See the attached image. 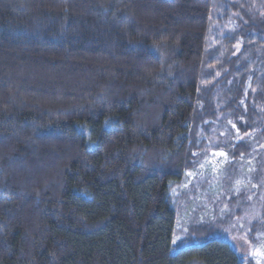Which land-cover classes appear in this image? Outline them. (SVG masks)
<instances>
[{"label":"trees","instance_id":"trees-1","mask_svg":"<svg viewBox=\"0 0 264 264\" xmlns=\"http://www.w3.org/2000/svg\"><path fill=\"white\" fill-rule=\"evenodd\" d=\"M263 144L264 0H0V264H254L183 185Z\"/></svg>","mask_w":264,"mask_h":264},{"label":"rangeland","instance_id":"rangeland-1","mask_svg":"<svg viewBox=\"0 0 264 264\" xmlns=\"http://www.w3.org/2000/svg\"><path fill=\"white\" fill-rule=\"evenodd\" d=\"M228 161L229 158L223 150L211 149L204 158H200L198 160V175L194 178V174L189 172L190 175L188 174V180L183 185V189L186 191L185 194H188V199L187 201H185V204L191 201V211L193 213L189 217H191L190 219H193V217H195L194 213H196V211H199L198 209H202L201 214H203L201 216H198L200 220H205L207 218L212 219V217L214 216L212 221L219 220V222L222 223L223 226H221V233L223 237L233 246V248L240 256L251 259L254 264H264V224L263 226L261 225L256 229L254 237H251V239L249 238L253 222L256 220H260L261 215H263L262 206L264 205V153L262 154L261 160L256 161V165L259 166V174L257 178V173L255 171V175L253 176V178L247 177L249 178V182L246 183L248 184V186H245V188L241 187L242 185L240 186L241 181H244V173L241 170H244V165L247 163L253 165L254 158H249L241 161V163H239L240 170H238L237 173H233L232 167H230L229 165L225 167ZM232 175L236 176L233 177ZM196 178L201 179V181L197 182ZM217 180H226L230 184L234 183V185L236 183L237 189L239 187L244 191V193L246 192L245 198L239 197L243 193L238 196L236 195L237 191H235V193L233 194L234 200L231 199V201L229 202H222L218 200L220 193H223L221 191L222 188H220L217 190L218 192H216L215 195L213 193L215 199H207L204 197L206 195L201 193V196L196 200L193 194L194 192H200L199 190H202V188L205 187V182H207V184H210V181H212L213 186V184ZM225 182V188L223 189L227 190L228 187L226 186L228 185V183L226 185ZM217 184H219V182ZM210 187L211 185L207 186L208 189ZM212 209L215 210L216 215H213V211L210 213ZM207 211L208 213H206Z\"/></svg>","mask_w":264,"mask_h":264},{"label":"snow or ice","instance_id":"snow-or-ice-1","mask_svg":"<svg viewBox=\"0 0 264 264\" xmlns=\"http://www.w3.org/2000/svg\"><path fill=\"white\" fill-rule=\"evenodd\" d=\"M190 175V174H189ZM173 243H175V240H173Z\"/></svg>","mask_w":264,"mask_h":264}]
</instances>
